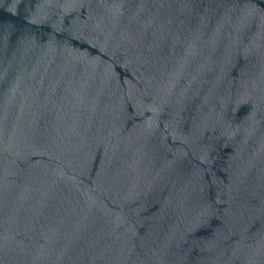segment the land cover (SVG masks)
<instances>
[{"label": "water", "instance_id": "water-1", "mask_svg": "<svg viewBox=\"0 0 264 264\" xmlns=\"http://www.w3.org/2000/svg\"><path fill=\"white\" fill-rule=\"evenodd\" d=\"M0 264H264V0H0Z\"/></svg>", "mask_w": 264, "mask_h": 264}]
</instances>
